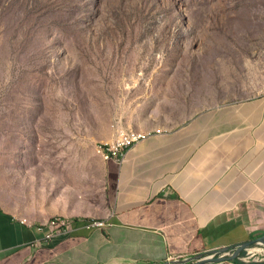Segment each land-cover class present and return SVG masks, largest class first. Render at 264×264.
<instances>
[{
	"label": "rangeland",
	"instance_id": "obj_1",
	"mask_svg": "<svg viewBox=\"0 0 264 264\" xmlns=\"http://www.w3.org/2000/svg\"><path fill=\"white\" fill-rule=\"evenodd\" d=\"M263 93L264 0H0V160L18 113L31 138L110 125L97 153L121 131L144 139L185 118L194 149L201 117L212 138L216 110ZM263 213L237 211L251 240Z\"/></svg>",
	"mask_w": 264,
	"mask_h": 264
},
{
	"label": "crops",
	"instance_id": "obj_2",
	"mask_svg": "<svg viewBox=\"0 0 264 264\" xmlns=\"http://www.w3.org/2000/svg\"><path fill=\"white\" fill-rule=\"evenodd\" d=\"M216 111L212 138L200 118L197 148L184 118L119 161L96 152L110 125L87 138L60 128L31 138L18 113L22 129L12 124L0 160V264H176L214 250L230 257L252 239L237 211L264 212V93ZM53 218L76 224L44 244ZM89 221L104 225L86 229Z\"/></svg>",
	"mask_w": 264,
	"mask_h": 264
},
{
	"label": "built area",
	"instance_id": "obj_3",
	"mask_svg": "<svg viewBox=\"0 0 264 264\" xmlns=\"http://www.w3.org/2000/svg\"><path fill=\"white\" fill-rule=\"evenodd\" d=\"M141 139L142 138H135V131H121L117 135H115V138L111 143L99 144L97 146L98 154H100L105 160L119 161L123 158L125 153ZM75 224V221L63 218H53L49 220L45 224V227L48 228L49 232L44 237L43 243H47L53 236L63 235L71 232ZM103 225L104 223H93L92 221H89L85 223V228L93 229L102 227ZM38 229L41 230L42 226ZM34 245L37 244L34 243ZM254 255V249L250 246L243 250L240 255H238V260L247 264L260 263L264 261V254L259 258H254ZM171 261H178V259H173Z\"/></svg>",
	"mask_w": 264,
	"mask_h": 264
},
{
	"label": "water",
	"instance_id": "obj_4",
	"mask_svg": "<svg viewBox=\"0 0 264 264\" xmlns=\"http://www.w3.org/2000/svg\"><path fill=\"white\" fill-rule=\"evenodd\" d=\"M258 243L264 244V235L259 237V238L238 244L235 252L230 257H224V256L215 257L216 254H218L219 252H223L224 250H220V251L214 250L213 252H211L210 255H207V256H203L202 254H198L197 256H195L194 258H191L189 260H181V261L178 260V261H174V262L176 264H185V263H189L190 261H192L190 264H205V263H209L212 261H221L222 262L224 260H233V259H236L238 257V255H240L243 250H245L246 248H248L254 244H258Z\"/></svg>",
	"mask_w": 264,
	"mask_h": 264
},
{
	"label": "bare ground",
	"instance_id": "obj_5",
	"mask_svg": "<svg viewBox=\"0 0 264 264\" xmlns=\"http://www.w3.org/2000/svg\"><path fill=\"white\" fill-rule=\"evenodd\" d=\"M143 137H144L143 135L135 133V138H143Z\"/></svg>",
	"mask_w": 264,
	"mask_h": 264
}]
</instances>
